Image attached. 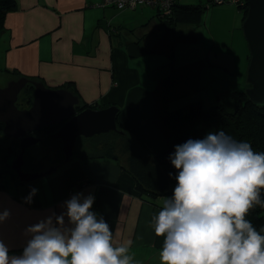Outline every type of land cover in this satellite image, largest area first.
Listing matches in <instances>:
<instances>
[{
	"label": "crops",
	"instance_id": "obj_1",
	"mask_svg": "<svg viewBox=\"0 0 264 264\" xmlns=\"http://www.w3.org/2000/svg\"><path fill=\"white\" fill-rule=\"evenodd\" d=\"M98 1L16 0L0 33V86L18 76L35 77L52 88L67 84L82 102L117 106L116 120L130 129L139 128L148 150L159 152L166 137L175 133L169 127H182L175 109L204 86L202 70L210 66L204 62L206 48L212 49L201 42L204 28L217 27L232 38H242L243 12L232 5L206 6L208 0H178L205 5L208 11L197 24L170 27L154 7L140 4L119 10L96 6ZM126 32L135 37L127 40ZM214 51L215 66H224L221 58L234 68L239 65L228 44ZM145 55L159 66H169L163 77L149 68L147 80L140 84L131 61L142 56L145 64ZM177 79L186 87H174ZM112 158L67 160L53 172L24 183L5 182L0 187V212L8 210L10 215L0 222V240L9 255L22 254L31 239L26 232L29 226L50 216L55 224V217L66 213L65 202L80 193L95 197L90 211L109 224L115 246L131 241L129 254L136 264H161L164 236L155 235L153 218L165 198L140 196L132 176ZM33 188L37 191L26 202ZM64 221L65 227L73 226L66 215Z\"/></svg>",
	"mask_w": 264,
	"mask_h": 264
},
{
	"label": "clouds",
	"instance_id": "obj_2",
	"mask_svg": "<svg viewBox=\"0 0 264 264\" xmlns=\"http://www.w3.org/2000/svg\"><path fill=\"white\" fill-rule=\"evenodd\" d=\"M169 159L177 183L153 218L155 235L164 236L161 264H264V235L246 219L257 205L264 208V152L218 130L175 146ZM94 200L78 193L55 224L50 216L29 226L19 256L0 240V264H136L131 241L115 246L109 224L90 211ZM9 215L0 212V222ZM65 215L72 227L64 226Z\"/></svg>",
	"mask_w": 264,
	"mask_h": 264
},
{
	"label": "trees",
	"instance_id": "obj_3",
	"mask_svg": "<svg viewBox=\"0 0 264 264\" xmlns=\"http://www.w3.org/2000/svg\"><path fill=\"white\" fill-rule=\"evenodd\" d=\"M208 1L206 2V6L211 5ZM170 5L171 12L169 15L164 16L166 20H163L165 21L164 23L171 25L170 27L176 24H197L206 10L205 5L185 4L178 0H171ZM15 7L16 0H0V33L4 28L6 14L14 10ZM237 7L243 12L244 19L248 9L247 0H243L242 5H237ZM155 9L158 10L159 16L163 18L158 7ZM249 56L248 51V60ZM27 78L29 81L18 92L15 102L16 105L23 104L30 106L32 103L34 97V85L32 81L40 80L35 77ZM41 82L44 83L43 81ZM247 86H250L248 82ZM61 87L69 89L74 93L71 86L67 84ZM224 95L223 101H219L217 104L208 108H203L200 100L179 105L180 107L175 109L177 112H180V120L178 122L182 124V127L185 126V128H181L179 131L180 134H176L175 132L167 136L165 147L159 152L148 150L140 137L138 132L139 128L130 129L120 124L116 120V117V129L93 134L89 137L78 136L77 139L83 138L85 141L82 140L76 145L77 139L75 140L72 154L67 160L77 156L84 160L113 156L114 158L112 160L118 161L120 166L132 176L135 182V189L140 196L143 194L153 198L157 196H162L165 199L171 198L173 189L177 183L175 176L178 170L172 166L169 157L174 153L175 146L183 144L189 139H203L209 132L215 133L221 130L237 142L249 143L253 151L264 152V102L262 104L254 103L248 97L245 88L240 90L228 89ZM220 99L221 97L219 95ZM108 105H101L98 102L86 103L79 99L75 108L76 111H80L87 107L97 109ZM195 121L199 126L188 130V127ZM3 126L4 124L0 123V133L2 135L0 138V187H3L4 183L9 180L16 184L24 183L12 169V161L9 160V158H14L19 152L18 138L6 136L3 132ZM59 126L60 124L49 125L36 130L41 134L39 141L36 142V145L38 143L41 149L40 153L49 155L48 150H55L56 154H61L60 160L59 157L53 159V166L51 167H55V169L67 161L62 151L61 139L50 137V134L57 130ZM5 142L8 144H4ZM30 146L25 148L21 168L24 171H40L34 167L37 163H34L33 160L37 156L30 154L28 150ZM114 149L117 154L119 151L120 155H117L113 151ZM84 152L89 153L85 154ZM119 159L122 163H120ZM169 173L172 175L169 176ZM260 191L262 198H264V189ZM246 219L252 222L253 226L261 235H264V231H261L264 229V208L257 205L250 210Z\"/></svg>",
	"mask_w": 264,
	"mask_h": 264
},
{
	"label": "water",
	"instance_id": "obj_4",
	"mask_svg": "<svg viewBox=\"0 0 264 264\" xmlns=\"http://www.w3.org/2000/svg\"><path fill=\"white\" fill-rule=\"evenodd\" d=\"M248 9L241 27L249 49L246 88L248 97L256 104L264 102V0H247ZM29 81L27 77L12 79L0 87V123L8 137L19 139V152L11 162L12 169L23 181L35 179L52 172H29L22 170L25 148L39 141L34 135H24L49 125H59L50 134L51 138H60L62 151L67 160L73 151L78 136H91L116 129L118 107L109 105L102 108H84L76 111L78 97L70 90L59 87L50 88L40 81H32L34 97L29 107L18 108L16 99L20 89Z\"/></svg>",
	"mask_w": 264,
	"mask_h": 264
},
{
	"label": "rangeland",
	"instance_id": "obj_5",
	"mask_svg": "<svg viewBox=\"0 0 264 264\" xmlns=\"http://www.w3.org/2000/svg\"><path fill=\"white\" fill-rule=\"evenodd\" d=\"M211 5L213 7L215 5L224 6V7L232 5V6L237 8V5L235 3H223V4H211ZM115 8H117L119 10L132 9L130 7H124V8L115 7ZM206 11H208V8L204 11L202 18L205 17ZM240 29H241V33H242V38L238 39L236 37L232 38L231 34L225 32L222 29L217 28V27H211V29H208L206 26V28H204V36L202 37L201 42H205L206 46L209 45L212 48L211 51L208 50L209 47L206 48V53H208V54L206 56L207 60H204V62H206L210 66H207V67L203 68V70H202V82L204 84L203 88H201L199 92H194L192 94H189L187 97H185L183 99L185 104L190 102V101L200 100L202 107L208 108V107H211V106L217 104L219 101H223L224 96H225L224 93L228 89L240 90V89L245 88V90H246V88L248 87L246 76H247V64L249 61L247 59V52L249 51V49H248L247 41H246V38L244 36L241 25H240ZM134 34H136V33H134ZM123 36L127 40H130V38L133 39V37H135L130 32L124 33ZM213 38H215L216 40ZM224 44H228L229 46H231L233 48L234 52L236 53V55L239 57L238 58L239 65L236 66L235 68L231 65V63L228 61V59H222V58L220 59L221 63H223L224 66L223 65L215 66L213 64L214 63L213 55L215 53L214 50L215 49H221ZM193 53L197 54L196 51H194ZM148 57H149L148 55H145V61H146L145 64H144V60H143L144 58L142 56L139 58L132 57L133 60L131 62H132V64H134L135 70L137 72H139V76H140L139 83L140 82L143 83L145 80H147V73L149 71V68H155V69H153V71H156L158 74L161 75V77H163L166 74L165 73L166 67L169 66V65L159 66L158 64H156V61L149 60ZM229 58H231V56ZM167 74L169 76V73H167ZM19 77H22V76H19ZM244 81L246 82V85H244ZM6 83L1 85L0 87L5 86ZM180 85H182L183 87H186L187 83L183 82L179 79H177L176 83H173V86L176 88H179ZM146 86H149V85H146ZM47 87H49V86H47ZM50 88H52V87H50ZM219 95L221 97L220 100H219ZM20 105H23V104H20ZM25 107H29V106L26 105ZM197 126H199V124L195 121L190 125V127H188V130H191L192 128H195ZM179 128L184 129L185 126L184 127L170 126L169 131L176 132V134H180L178 132ZM183 131H185V130H183ZM0 135H1V133H0ZM35 135L41 136L40 133H36ZM171 136H173V135H171ZM82 140L85 141L83 138L82 139L78 138L76 140V145H78V143ZM6 143L7 142H5L4 144H6ZM78 149H77V151H78ZM28 150L30 151V154H35L37 156L36 159L33 160V162L37 163L34 167L36 169H39L40 171H46L48 168H50L52 166V162L54 161L53 160L54 158L59 157V160L61 158V154L60 153L56 154L55 150H48L49 155H44V154L40 153L41 149H40L38 143H37V145L32 144L28 148ZM113 151L115 153H117L115 151V149ZM84 153L88 154L89 152H84ZM73 159H80V157H78V158L73 157L69 161H72ZM9 160L12 161L13 158H9ZM120 163H122V161H120ZM40 171H36V172H40ZM29 172H34V171H29ZM144 198L149 200V201H153L149 197L145 196Z\"/></svg>",
	"mask_w": 264,
	"mask_h": 264
},
{
	"label": "built area",
	"instance_id": "obj_6",
	"mask_svg": "<svg viewBox=\"0 0 264 264\" xmlns=\"http://www.w3.org/2000/svg\"><path fill=\"white\" fill-rule=\"evenodd\" d=\"M208 2L209 4L235 3L236 5H242L243 0H209ZM140 4L158 7L162 17L169 15L171 12V0H99L96 3L100 7L112 5L118 8L130 7L132 9Z\"/></svg>",
	"mask_w": 264,
	"mask_h": 264
},
{
	"label": "flooded vegetation",
	"instance_id": "obj_7",
	"mask_svg": "<svg viewBox=\"0 0 264 264\" xmlns=\"http://www.w3.org/2000/svg\"><path fill=\"white\" fill-rule=\"evenodd\" d=\"M17 106H18V108H26V107H25L26 105H20V104H18ZM36 133H38V132L35 130V131H32V132L25 133L24 135H34L35 137H39V138H40V136L35 135ZM16 138H17V137H16ZM19 139H20V138H18L17 141H19ZM34 144L36 145V143H34ZM29 146H30V145H29ZM52 166H53V165H52Z\"/></svg>",
	"mask_w": 264,
	"mask_h": 264
},
{
	"label": "bare ground",
	"instance_id": "obj_8",
	"mask_svg": "<svg viewBox=\"0 0 264 264\" xmlns=\"http://www.w3.org/2000/svg\"><path fill=\"white\" fill-rule=\"evenodd\" d=\"M19 78V77H18ZM17 79V78H16ZM14 159V158H13Z\"/></svg>",
	"mask_w": 264,
	"mask_h": 264
}]
</instances>
